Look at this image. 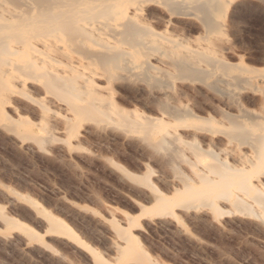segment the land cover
I'll return each mask as SVG.
<instances>
[{
	"label": "bare ground",
	"instance_id": "obj_1",
	"mask_svg": "<svg viewBox=\"0 0 264 264\" xmlns=\"http://www.w3.org/2000/svg\"><path fill=\"white\" fill-rule=\"evenodd\" d=\"M231 1L0 0V121L41 143L44 136L33 132L35 122L22 115L12 119L5 108L14 95L28 97L42 121L49 114L50 94L69 112L63 117L66 127L92 118L137 128L153 135L156 146L170 144L171 156L191 167L187 179L197 178L217 192H194L185 197L186 207L208 204L212 211H221L212 202L219 198L250 209L239 192L264 203V59L256 66L223 55L230 47L219 14ZM175 16L197 18L200 32L195 42L188 37L191 27L173 32ZM181 73L190 76L185 79L191 84L190 105L181 100L185 91L168 80ZM136 74L144 83L137 89L153 98L152 114L129 110L118 101L117 88ZM35 86L43 96L30 95ZM229 158L240 164L237 176ZM213 163L223 166L211 168ZM151 203L150 216L174 215V206H185L177 196L154 195ZM39 209L47 221L46 232L77 239L65 221ZM2 219L8 228L43 241L26 223L4 215ZM129 224L139 225L137 220ZM116 229L125 244L118 247L114 262L94 256L98 264H126L148 256L130 231Z\"/></svg>",
	"mask_w": 264,
	"mask_h": 264
},
{
	"label": "rangeland",
	"instance_id": "obj_2",
	"mask_svg": "<svg viewBox=\"0 0 264 264\" xmlns=\"http://www.w3.org/2000/svg\"><path fill=\"white\" fill-rule=\"evenodd\" d=\"M231 2L219 14L227 25L224 37L230 47L223 55L232 62L242 58L261 66L264 3ZM172 20L174 33L191 27L188 37L192 42L198 39L196 17L175 16ZM156 27L162 29L163 24L156 23ZM186 77L190 76L181 73L168 80L185 91L181 100L190 105L191 84ZM141 84L140 74L120 84L118 101L129 110L152 114L153 98L137 89ZM30 95L39 98L43 91L31 87ZM46 95L49 114L42 121L28 97L14 95L11 106L5 108L12 119L22 115L35 122L33 132L44 136L41 143L22 137L0 121V264H98L94 256L114 262L118 247L125 244L116 226L130 231L148 254L126 264H264V203L239 192L250 209L219 198L212 202L223 212L212 211L208 204L186 207V196L194 192L205 196L217 192L197 178L187 179L186 175L192 177L191 167L186 160L171 156L170 144L156 146L153 135L92 118L66 127L63 117L69 112L63 101ZM228 162L237 176L240 164L231 158ZM262 189L264 193V186ZM154 195L167 199L177 196L185 206H174V215L150 216L147 210ZM41 205L65 221L77 239L46 232ZM3 215L26 223L43 235V241L8 228ZM130 220L139 225L131 226Z\"/></svg>",
	"mask_w": 264,
	"mask_h": 264
}]
</instances>
